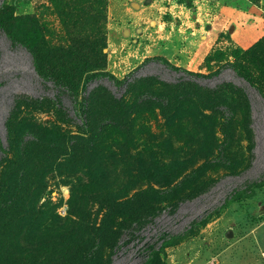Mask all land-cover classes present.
Masks as SVG:
<instances>
[{
	"label": "rangeland",
	"instance_id": "rangeland-1",
	"mask_svg": "<svg viewBox=\"0 0 264 264\" xmlns=\"http://www.w3.org/2000/svg\"><path fill=\"white\" fill-rule=\"evenodd\" d=\"M261 42L264 0H0V264H264Z\"/></svg>",
	"mask_w": 264,
	"mask_h": 264
},
{
	"label": "trees",
	"instance_id": "trees-1",
	"mask_svg": "<svg viewBox=\"0 0 264 264\" xmlns=\"http://www.w3.org/2000/svg\"><path fill=\"white\" fill-rule=\"evenodd\" d=\"M39 43H37L34 47H31V51L35 57V64H37V66L39 65L40 62V56H39V49H38ZM225 52L223 50H218L217 51V55L219 58L224 57ZM233 54L235 57H264V44L261 43H257L255 44L253 47H250L246 50L241 49V48H235L233 51ZM42 56V55H41ZM152 59L155 60H161L163 62H165L166 64H168L169 66H171L172 68H175L177 70L181 69L180 67H177L175 65H172L167 58L163 57V56H159V57H155V58H148L147 61H150ZM230 66L240 75H242L249 84H251L252 86H254L264 97V81L262 83H258V82H254L252 80V78L248 75H246L243 71H241L240 69H238V67L235 64H230ZM263 72L262 74L264 75V67L262 68ZM194 75L203 77L204 75L202 73H195V72H190ZM183 82V85L186 87H192L197 81H192V80H184V81H179L177 83L179 84H174L175 86L177 85H181L180 83ZM146 83L148 85H156V84H162L164 85V82H161L158 78L151 76V75H147L146 77H134L132 79H130L129 76H127L126 78H124L120 84H125L127 86H132V85H137V84H143ZM178 90H175V92H173V95L177 94ZM235 92H238V94L240 95V97L242 98L243 101V108L245 110V127L247 129L248 132V138L250 141V148L253 150V148L256 146V142H255V132H254V128H252V124H253V104L251 102V98L249 97L248 92H246V90L241 89L240 92L237 90H234ZM91 96H92V91L91 93L88 94V96H86V100L90 101L91 100ZM57 99H59V103L61 105H63V101L62 99L58 96ZM114 105H116V107L118 109H127V114L132 115L135 111H137L138 107L151 102V101H157L159 103H161V105L163 106L164 109H168L169 106H171L172 103V99L169 95H164V94H158V93H152V92H145L143 94H140L136 100L134 101V103H132L129 107L125 106V100H124V96L121 98H115L114 97ZM113 100V99H112ZM171 109V107H170ZM215 162V160L213 161H209L207 162L205 165H210L213 164ZM264 185V179L262 180H255L253 182H250L247 184V186L243 189H238L233 195L232 197H230L228 200H226L225 204H223L224 206L226 204H228L231 200L234 199H239V198H243V197H249L255 194V190L257 187H261ZM222 207V206H221ZM220 210V208H217L213 211V213H218ZM212 214V212L205 217L208 218L210 215ZM198 224H202V223H196V225ZM168 240H165V243L162 244L159 249H163L165 245L168 244Z\"/></svg>",
	"mask_w": 264,
	"mask_h": 264
}]
</instances>
